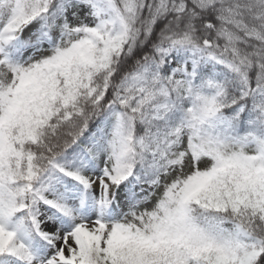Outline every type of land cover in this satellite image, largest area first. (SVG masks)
Segmentation results:
<instances>
[{
  "label": "snow or ice",
  "instance_id": "1",
  "mask_svg": "<svg viewBox=\"0 0 264 264\" xmlns=\"http://www.w3.org/2000/svg\"><path fill=\"white\" fill-rule=\"evenodd\" d=\"M0 264H264V0H0Z\"/></svg>",
  "mask_w": 264,
  "mask_h": 264
}]
</instances>
